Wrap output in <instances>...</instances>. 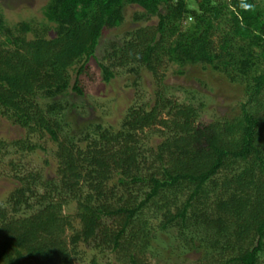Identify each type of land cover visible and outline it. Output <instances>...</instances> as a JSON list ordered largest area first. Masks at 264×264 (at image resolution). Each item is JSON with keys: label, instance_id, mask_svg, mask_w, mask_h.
<instances>
[{"label": "trees", "instance_id": "trees-1", "mask_svg": "<svg viewBox=\"0 0 264 264\" xmlns=\"http://www.w3.org/2000/svg\"><path fill=\"white\" fill-rule=\"evenodd\" d=\"M129 5L144 11L137 21H158L110 43L105 82L118 69L162 82L171 65H203L243 87L241 112L198 125V108L158 91L117 129L62 134L60 98L84 94L103 31L121 27ZM43 14L10 25L0 11V115L27 130L11 142L18 151H47L32 137L48 136L58 161L49 177L15 173L0 203V264H152L173 229L206 264H264V0H50Z\"/></svg>", "mask_w": 264, "mask_h": 264}, {"label": "rangeland", "instance_id": "rangeland-1", "mask_svg": "<svg viewBox=\"0 0 264 264\" xmlns=\"http://www.w3.org/2000/svg\"><path fill=\"white\" fill-rule=\"evenodd\" d=\"M49 1L0 0V11L10 25L22 21L42 23L43 9ZM143 13L139 6H126L123 25L103 31L96 57L91 58L81 76L84 94L79 95L69 90L60 98L68 108L62 116L65 129L62 134L75 135L78 140L83 136L79 134L87 133L97 123L114 126L117 129L131 106L146 102L153 104L158 91L166 98L198 108V125L208 124L223 117L236 116L241 112L240 103L245 99L243 87L230 83L225 75L203 65H189L183 69L182 74L177 73L179 69L177 65H171L162 82H158L145 69H141L139 73H131L128 69H118L116 76L109 83L103 80L98 61L106 55L110 43L121 40L126 32L140 25L157 23V17L147 21L143 19L137 21L135 17ZM71 73L74 82L76 72ZM201 104H204L203 107ZM162 110L166 116L168 108ZM146 132L149 135L146 143L150 146L158 144L162 139L159 132L155 130L147 129ZM27 135L26 129L0 115V203L5 204L10 193L17 186V179L14 178L17 171L27 173L39 170L44 176L49 177L54 175L57 168L58 161L54 155L57 146L48 136L32 137L33 141L45 145L47 151L42 149H37L35 152L18 151L13 146V141L25 138ZM146 154L149 155L148 151ZM70 209L75 211L74 203L71 204ZM170 232L173 233L170 234ZM170 232L159 235L158 242L162 248L157 249V251L160 250V254L149 255L152 264H206L207 259L201 252L195 249L185 250L184 241L177 238L176 231L173 229ZM180 246L183 247L180 248ZM112 256L110 254L108 258L112 260Z\"/></svg>", "mask_w": 264, "mask_h": 264}]
</instances>
